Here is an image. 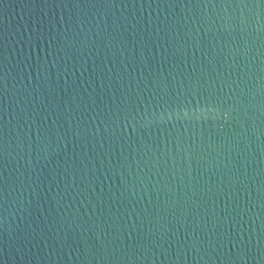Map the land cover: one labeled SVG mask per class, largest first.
I'll return each instance as SVG.
<instances>
[{
	"label": "water",
	"instance_id": "95a60500",
	"mask_svg": "<svg viewBox=\"0 0 264 264\" xmlns=\"http://www.w3.org/2000/svg\"><path fill=\"white\" fill-rule=\"evenodd\" d=\"M0 264H264V0H0Z\"/></svg>",
	"mask_w": 264,
	"mask_h": 264
}]
</instances>
